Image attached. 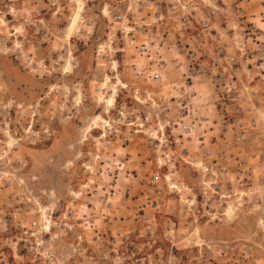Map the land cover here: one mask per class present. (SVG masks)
I'll use <instances>...</instances> for the list:
<instances>
[{
  "label": "rangeland",
  "instance_id": "374dc122",
  "mask_svg": "<svg viewBox=\"0 0 264 264\" xmlns=\"http://www.w3.org/2000/svg\"><path fill=\"white\" fill-rule=\"evenodd\" d=\"M60 3L0 0V264H264V0Z\"/></svg>",
  "mask_w": 264,
  "mask_h": 264
},
{
  "label": "built area",
  "instance_id": "2783aa9c",
  "mask_svg": "<svg viewBox=\"0 0 264 264\" xmlns=\"http://www.w3.org/2000/svg\"><path fill=\"white\" fill-rule=\"evenodd\" d=\"M41 1L45 2V4H47L48 6H50L52 8H56V7L61 8L60 0H41ZM115 21L116 22H122L123 21V16H121V15L116 16L115 17ZM204 26L207 28L209 25L208 24H204ZM146 99H150V96L149 95L145 96V101L147 102ZM137 101L139 103H142V101L139 100V99H137ZM153 102H155V101L153 100ZM150 120H151L150 116L146 117V121H150Z\"/></svg>",
  "mask_w": 264,
  "mask_h": 264
},
{
  "label": "bare ground",
  "instance_id": "6f19581e",
  "mask_svg": "<svg viewBox=\"0 0 264 264\" xmlns=\"http://www.w3.org/2000/svg\"><path fill=\"white\" fill-rule=\"evenodd\" d=\"M82 9V8H81ZM80 10V9H79ZM83 10V9H82ZM74 24H75V20H72V22H71V24H70V28L72 29V27L74 26ZM108 104H113V99H110V100H108Z\"/></svg>",
  "mask_w": 264,
  "mask_h": 264
}]
</instances>
